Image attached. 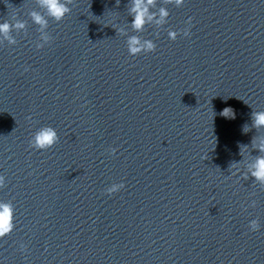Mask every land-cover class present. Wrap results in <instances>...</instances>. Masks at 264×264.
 I'll list each match as a JSON object with an SVG mask.
<instances>
[{
	"label": "water",
	"instance_id": "water-1",
	"mask_svg": "<svg viewBox=\"0 0 264 264\" xmlns=\"http://www.w3.org/2000/svg\"><path fill=\"white\" fill-rule=\"evenodd\" d=\"M132 5L73 0L57 22L38 0H0V22H25L14 45L0 43V199L14 207L0 260L264 264V185L247 175L264 155L251 115L264 111V0H153L167 22L140 31ZM133 35L154 51L129 56ZM43 125L59 139L34 151Z\"/></svg>",
	"mask_w": 264,
	"mask_h": 264
},
{
	"label": "clouds",
	"instance_id": "clouds-1",
	"mask_svg": "<svg viewBox=\"0 0 264 264\" xmlns=\"http://www.w3.org/2000/svg\"><path fill=\"white\" fill-rule=\"evenodd\" d=\"M38 3L43 7L48 15L57 22H60L70 11V5L73 3V0H38ZM167 3H170L174 7H181L185 0H167ZM153 5V0H133V5L130 11L133 13L132 19L130 21L132 27L140 31L146 22H152L157 26L164 25L168 12L164 7L159 8L158 12L149 11L150 6ZM29 16L35 24H38L41 28L46 24V20L37 12H29ZM191 17L188 18L186 23H189ZM25 29V22L23 20H18L13 15L11 23L9 20L5 19L3 22H0V43L4 41L8 45H14L16 40L12 35L11 31L23 32ZM178 35L188 36L189 30L185 27L182 32L180 29H168L167 38L169 40H175ZM52 37L47 34H43L41 40L43 43H35V48L37 50L41 49L45 45L51 42ZM127 52L129 56H136L139 53H149L154 51L156 45L151 39H141L139 36H129L125 40ZM27 71V69H25ZM231 112L229 108H224L221 112L225 118H231L228 114ZM253 125L254 126H264V111H255L252 114ZM243 130H247L246 128ZM59 137L55 128L50 125H43L34 130L28 138V147L34 151H46L52 148ZM261 150L264 151V143L260 145ZM115 149L110 148L109 153H114ZM204 159V157H202ZM238 163V162H236ZM239 172V169L236 168L232 175H236ZM241 175H245L241 173ZM247 175H250L254 181L259 182L261 185H264V155L258 156L252 163L249 165V172ZM5 183L3 175H0V187H3ZM124 187L123 182L112 183L104 189V191L111 195ZM255 201H251L249 206H254ZM14 228V207L10 200L0 199V239L7 237ZM260 228L258 219H250L247 223V230L249 232H256ZM26 246L24 244L20 245V251L24 252ZM0 264H3V261L0 260Z\"/></svg>",
	"mask_w": 264,
	"mask_h": 264
}]
</instances>
